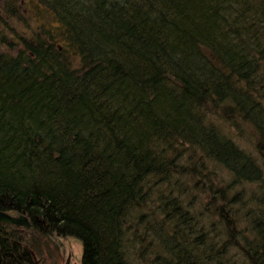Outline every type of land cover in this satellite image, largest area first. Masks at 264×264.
<instances>
[{
  "label": "trees",
  "instance_id": "obj_1",
  "mask_svg": "<svg viewBox=\"0 0 264 264\" xmlns=\"http://www.w3.org/2000/svg\"><path fill=\"white\" fill-rule=\"evenodd\" d=\"M0 210V264H264V0H0Z\"/></svg>",
  "mask_w": 264,
  "mask_h": 264
},
{
  "label": "rangeland",
  "instance_id": "obj_2",
  "mask_svg": "<svg viewBox=\"0 0 264 264\" xmlns=\"http://www.w3.org/2000/svg\"><path fill=\"white\" fill-rule=\"evenodd\" d=\"M52 244L56 246V250L52 248V250L50 249L51 251L43 249L41 251L40 255L43 258L42 261H45V264H54L60 257L63 258L61 264H64L68 254L71 255L70 263L68 264H81L82 245L79 240L74 238H54Z\"/></svg>",
  "mask_w": 264,
  "mask_h": 264
},
{
  "label": "water",
  "instance_id": "obj_3",
  "mask_svg": "<svg viewBox=\"0 0 264 264\" xmlns=\"http://www.w3.org/2000/svg\"><path fill=\"white\" fill-rule=\"evenodd\" d=\"M0 222L13 224L16 226H24L28 228L30 226V222L25 215H14L8 212L0 211ZM69 263V257L65 264Z\"/></svg>",
  "mask_w": 264,
  "mask_h": 264
},
{
  "label": "flooded vegetation",
  "instance_id": "obj_4",
  "mask_svg": "<svg viewBox=\"0 0 264 264\" xmlns=\"http://www.w3.org/2000/svg\"><path fill=\"white\" fill-rule=\"evenodd\" d=\"M68 257H69V260H70V258H71V255H70V254H68V256H67V258H66V260H65V263H66V261H67ZM65 263H64V264H65ZM60 264H61V262H60Z\"/></svg>",
  "mask_w": 264,
  "mask_h": 264
},
{
  "label": "bare ground",
  "instance_id": "obj_5",
  "mask_svg": "<svg viewBox=\"0 0 264 264\" xmlns=\"http://www.w3.org/2000/svg\"><path fill=\"white\" fill-rule=\"evenodd\" d=\"M0 211H1V210H0ZM23 227H24V226H23ZM69 237H70V236H69ZM69 237H68V238H69ZM82 247H83V246H82ZM81 258H82V257H81ZM80 260H81V259H80ZM69 263H70V262H69Z\"/></svg>",
  "mask_w": 264,
  "mask_h": 264
}]
</instances>
